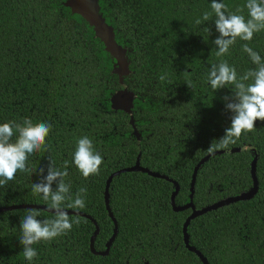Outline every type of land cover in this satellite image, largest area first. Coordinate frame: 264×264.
<instances>
[{"label": "trees", "instance_id": "16d2710c", "mask_svg": "<svg viewBox=\"0 0 264 264\" xmlns=\"http://www.w3.org/2000/svg\"><path fill=\"white\" fill-rule=\"evenodd\" d=\"M65 2L0 0V207L86 213L103 251L108 177L147 170L109 182L106 255L90 218L20 207L0 211V264H203L174 182L195 209L254 189L186 233L209 264H264V4L97 0L126 48L120 79ZM124 88L129 112L111 103Z\"/></svg>", "mask_w": 264, "mask_h": 264}, {"label": "water", "instance_id": "95a60500", "mask_svg": "<svg viewBox=\"0 0 264 264\" xmlns=\"http://www.w3.org/2000/svg\"><path fill=\"white\" fill-rule=\"evenodd\" d=\"M260 1L264 4V0H260ZM65 5L70 8L72 13L79 14L88 22L89 25H91L93 27L95 36L98 37L102 41V43L104 44L105 50L115 60V66L113 68V72L118 74L120 79L124 75H128L130 73V70L128 67V60L126 58V48L122 47L121 45H119L115 41L113 28H112V26L108 25L105 22L104 18L99 13V7H98L97 0H66ZM132 99H133V93L130 91H127L126 88H124L122 90L117 91L112 96V98H111L112 107L114 109H122V110L129 112L131 107H132ZM231 151H233V150H230V152ZM214 153H216V152L211 153V155ZM207 157L208 156H205L201 161H203L204 159H207ZM252 167H253L252 174L254 177V161L252 162ZM132 170H143V171H145L147 169L139 166L138 163L136 162V164L131 166V167L121 168V169L113 172L108 177V179L106 181L105 190H104V200H105V206L108 210V213L111 216L112 220L114 221V231H113L112 235L110 236V238L108 239V241L106 242V248L103 251L94 250L93 243H94V239L98 233V225L95 223L94 219H92L86 213H82V212L74 211V210L54 209V208L46 207L43 205H35V204H19V205L0 207V211L10 210V209L20 208V207H26V208L37 207V208H42V209H45L46 211L53 212V213L80 214V215H83L85 217H88L91 220H93V222L95 223V226H96V229L90 238V250L95 254L105 255L108 253L110 245H111L112 241L114 240L116 233H117V230H118L117 222L115 221V219H114V217L110 211L109 205H108L109 182H110L111 178L113 177V175H116L122 171H132ZM148 173H150L152 175H156V176H163L161 174L151 172V171H148ZM194 175H195V172L193 174V177H194ZM163 177H165V176H163ZM193 181L194 180H192V183H193ZM174 184H175V190L172 193L171 199H170V203H171L173 209L178 211V210H182V209L187 208V207L192 208L191 214L186 218V220L184 221L183 226H182L184 244L189 250L194 251L199 256V258L203 264H209L207 259L198 250H196L194 247L189 245L188 235L186 233V227H187L188 223L190 222L191 219H193L194 217L200 215L201 213H203L207 210L217 208L219 206L230 203V202L235 201L237 199L249 197L253 193L254 189H252V191H250V192L240 194L239 196L226 198V199L221 200L219 202H216L210 206H206L202 209H195L191 202L186 204V205H183V206H176L175 205L174 198H175V195L179 189V186H178L177 182H174Z\"/></svg>", "mask_w": 264, "mask_h": 264}, {"label": "flooded vegetation", "instance_id": "af4514ba", "mask_svg": "<svg viewBox=\"0 0 264 264\" xmlns=\"http://www.w3.org/2000/svg\"><path fill=\"white\" fill-rule=\"evenodd\" d=\"M106 255V254H105Z\"/></svg>", "mask_w": 264, "mask_h": 264}]
</instances>
